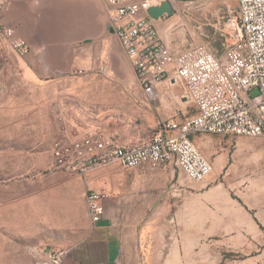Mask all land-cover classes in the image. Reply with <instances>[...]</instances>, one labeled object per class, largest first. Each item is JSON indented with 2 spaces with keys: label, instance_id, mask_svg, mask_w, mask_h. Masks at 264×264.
Instances as JSON below:
<instances>
[{
  "label": "rangeland",
  "instance_id": "obj_1",
  "mask_svg": "<svg viewBox=\"0 0 264 264\" xmlns=\"http://www.w3.org/2000/svg\"><path fill=\"white\" fill-rule=\"evenodd\" d=\"M173 8L156 23L170 48L204 45L217 54L223 51L238 14L237 0H175ZM7 52L0 39V264H33L34 249L59 248L69 240L62 220L69 197L57 177L69 172L52 166V147L76 120L71 106H82L84 99L92 109L98 105L104 112L100 128L113 127L106 120H115V126L137 135L134 142L157 130L165 104L179 119L196 108L184 98L182 84L169 79L157 89L161 98L148 100L125 54L119 69L108 60L106 71H70L76 81L68 85L36 86L14 63L17 57L4 60ZM194 134L202 135V145H195L211 166L214 159L221 165L174 196L192 185L207 190L203 206L187 214V259L171 264H264V137ZM221 154L228 158L220 162Z\"/></svg>",
  "mask_w": 264,
  "mask_h": 264
},
{
  "label": "crops",
  "instance_id": "obj_2",
  "mask_svg": "<svg viewBox=\"0 0 264 264\" xmlns=\"http://www.w3.org/2000/svg\"><path fill=\"white\" fill-rule=\"evenodd\" d=\"M142 1L9 0L0 13L1 20L15 29L16 36L25 39L30 50L22 57L7 53L10 59L17 57L14 63L30 85L36 86L68 85L76 81L70 71H106L109 61L113 62L111 67L119 69L125 52L110 26L111 19L118 6ZM160 1H150L149 6ZM137 17L150 18L144 9ZM165 17L154 20L155 26ZM98 107L92 109L85 99L82 106H71L76 120L63 128L64 137L100 130L121 143L137 140L134 132L115 126L112 119L106 122L113 127L100 128L104 112ZM176 113L166 104L158 111L161 121L179 119ZM190 138L202 145V135L192 134ZM227 158L225 154L219 156L220 162ZM213 165L221 164L214 159L212 170ZM175 176L172 162L143 163L132 169L108 163L83 173L58 172L69 197L67 215L62 218L67 222L63 229L69 240L59 243V248L65 250L63 264H171L186 260L187 214L192 207L203 206L202 191L207 190L192 185L181 197H174L169 186ZM89 189L109 193L102 202L104 215L96 223L91 222L86 204Z\"/></svg>",
  "mask_w": 264,
  "mask_h": 264
},
{
  "label": "built area",
  "instance_id": "obj_3",
  "mask_svg": "<svg viewBox=\"0 0 264 264\" xmlns=\"http://www.w3.org/2000/svg\"><path fill=\"white\" fill-rule=\"evenodd\" d=\"M114 1V0H110ZM9 0H0V13ZM150 0L117 7L110 26L130 60L135 77L148 100H158V87L165 80L179 82L184 98L196 112L183 119H166L145 141L121 143L95 130L53 143L52 166L69 173H83L115 163L132 169L143 163L172 162L176 176L169 186L179 195L185 184L201 181L212 171L211 163L190 136L204 132L228 136L264 137V0H237L238 14L231 23L229 40L220 53L204 45L173 50L160 37L151 18L137 17ZM0 39L10 54L29 52L25 39L2 22ZM9 56H4L8 63ZM109 193L89 189L85 194L92 223L104 215L103 200ZM38 264H63L65 250L42 246L34 249Z\"/></svg>",
  "mask_w": 264,
  "mask_h": 264
},
{
  "label": "water",
  "instance_id": "obj_4",
  "mask_svg": "<svg viewBox=\"0 0 264 264\" xmlns=\"http://www.w3.org/2000/svg\"><path fill=\"white\" fill-rule=\"evenodd\" d=\"M172 1L175 0H161L158 4L148 6L145 11L151 19L158 20L166 15H171L173 13L174 8Z\"/></svg>",
  "mask_w": 264,
  "mask_h": 264
},
{
  "label": "bare ground",
  "instance_id": "obj_5",
  "mask_svg": "<svg viewBox=\"0 0 264 264\" xmlns=\"http://www.w3.org/2000/svg\"><path fill=\"white\" fill-rule=\"evenodd\" d=\"M33 256H34V261H33V264H38V257L35 253H33Z\"/></svg>",
  "mask_w": 264,
  "mask_h": 264
}]
</instances>
